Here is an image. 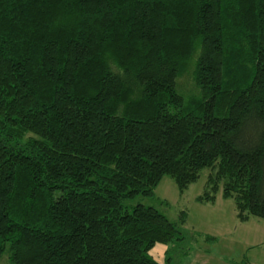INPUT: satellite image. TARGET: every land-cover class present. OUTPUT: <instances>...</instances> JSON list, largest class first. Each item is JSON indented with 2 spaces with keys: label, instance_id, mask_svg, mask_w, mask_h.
Instances as JSON below:
<instances>
[{
  "label": "trees",
  "instance_id": "trees-1",
  "mask_svg": "<svg viewBox=\"0 0 264 264\" xmlns=\"http://www.w3.org/2000/svg\"><path fill=\"white\" fill-rule=\"evenodd\" d=\"M202 167L264 217V0H0L10 264H169L177 223L132 199Z\"/></svg>",
  "mask_w": 264,
  "mask_h": 264
},
{
  "label": "rangeland",
  "instance_id": "rangeland-1",
  "mask_svg": "<svg viewBox=\"0 0 264 264\" xmlns=\"http://www.w3.org/2000/svg\"><path fill=\"white\" fill-rule=\"evenodd\" d=\"M208 171L202 167L198 177L183 187L165 173L152 195L132 199L152 204L181 231L182 238L156 242L150 253L161 263L168 256L169 264H264V217H238L234 197L224 196L221 184L209 189L213 197H204ZM7 246L0 264H10Z\"/></svg>",
  "mask_w": 264,
  "mask_h": 264
}]
</instances>
